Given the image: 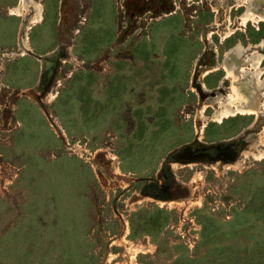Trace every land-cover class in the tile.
Instances as JSON below:
<instances>
[{
    "label": "rangeland",
    "instance_id": "374dc122",
    "mask_svg": "<svg viewBox=\"0 0 264 264\" xmlns=\"http://www.w3.org/2000/svg\"><path fill=\"white\" fill-rule=\"evenodd\" d=\"M259 14L0 0V264H264Z\"/></svg>",
    "mask_w": 264,
    "mask_h": 264
},
{
    "label": "bare ground",
    "instance_id": "6f19581e",
    "mask_svg": "<svg viewBox=\"0 0 264 264\" xmlns=\"http://www.w3.org/2000/svg\"><path fill=\"white\" fill-rule=\"evenodd\" d=\"M39 7V6H38ZM40 9V8H39ZM251 14V13H250ZM254 19H255V17H253ZM255 20H258V21H264V14H259L257 17H256V19ZM247 48V47H246ZM250 50V49H249ZM252 51H254V50H252ZM263 57V56H262ZM261 57V58H262ZM247 61V60H246ZM247 67V66H246ZM240 69V68H239ZM246 70V69H245ZM244 71V70H243ZM260 79V78H259ZM264 96V95H263ZM262 96V97H263ZM236 98V97H235ZM258 99V98H257ZM256 99V100H257ZM256 100L255 99H251V100H249L248 99V101H246V103L245 104H243V103H240L239 105H242L243 107H235V108H233V110L232 111H229L228 113H226L225 114V116H230V115H234V114H236V113H247V114H251V113H254V112H256L257 111V109H258V106H260V107H264V102H262L261 103V101H260V103H258V102H256ZM241 101V100H240ZM242 102V101H241ZM244 102V101H243ZM259 104V105H258ZM238 105V104H237ZM259 110V109H258ZM260 112V111H259Z\"/></svg>",
    "mask_w": 264,
    "mask_h": 264
},
{
    "label": "flooded vegetation",
    "instance_id": "af4514ba",
    "mask_svg": "<svg viewBox=\"0 0 264 264\" xmlns=\"http://www.w3.org/2000/svg\"><path fill=\"white\" fill-rule=\"evenodd\" d=\"M201 148H203V147H199V148H196L195 150H193L192 152H191V155H198V154H201V153H197V151H199ZM197 153V154H196Z\"/></svg>",
    "mask_w": 264,
    "mask_h": 264
},
{
    "label": "water",
    "instance_id": "95a60500",
    "mask_svg": "<svg viewBox=\"0 0 264 264\" xmlns=\"http://www.w3.org/2000/svg\"><path fill=\"white\" fill-rule=\"evenodd\" d=\"M203 148H206V147H203ZM208 148H213V150H214V154H215V152H216V147H214V146H208ZM207 148V149H208ZM207 149H203L204 151H206ZM201 154H205V153H201ZM214 154H212V155H214ZM209 155V154H208Z\"/></svg>",
    "mask_w": 264,
    "mask_h": 264
}]
</instances>
